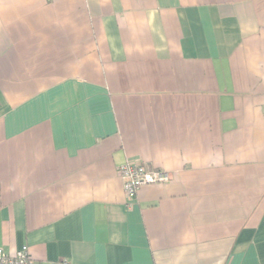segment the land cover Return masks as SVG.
Here are the masks:
<instances>
[{
	"label": "crops",
	"instance_id": "0c3cea01",
	"mask_svg": "<svg viewBox=\"0 0 264 264\" xmlns=\"http://www.w3.org/2000/svg\"><path fill=\"white\" fill-rule=\"evenodd\" d=\"M170 173L126 201L117 167ZM31 264H264V0H0V248Z\"/></svg>",
	"mask_w": 264,
	"mask_h": 264
},
{
	"label": "built area",
	"instance_id": "2783aa9c",
	"mask_svg": "<svg viewBox=\"0 0 264 264\" xmlns=\"http://www.w3.org/2000/svg\"><path fill=\"white\" fill-rule=\"evenodd\" d=\"M117 174L122 183V189L128 203L136 197L139 189L144 185L160 184L170 179V173L150 164L126 160L117 167ZM0 264H31L27 246H22L13 254H6L0 248Z\"/></svg>",
	"mask_w": 264,
	"mask_h": 264
}]
</instances>
